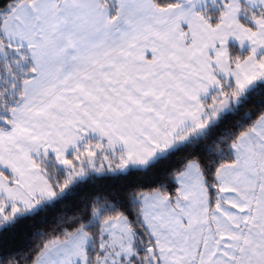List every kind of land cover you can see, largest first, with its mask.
<instances>
[{
    "label": "snow or ice",
    "instance_id": "6c2138e0",
    "mask_svg": "<svg viewBox=\"0 0 264 264\" xmlns=\"http://www.w3.org/2000/svg\"><path fill=\"white\" fill-rule=\"evenodd\" d=\"M0 264H264V0H0Z\"/></svg>",
    "mask_w": 264,
    "mask_h": 264
}]
</instances>
